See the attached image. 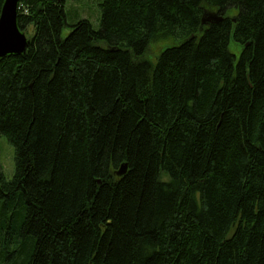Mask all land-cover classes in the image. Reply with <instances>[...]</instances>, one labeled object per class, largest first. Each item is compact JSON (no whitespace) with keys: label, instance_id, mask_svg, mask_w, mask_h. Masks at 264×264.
<instances>
[{"label":"trees","instance_id":"1","mask_svg":"<svg viewBox=\"0 0 264 264\" xmlns=\"http://www.w3.org/2000/svg\"><path fill=\"white\" fill-rule=\"evenodd\" d=\"M65 2L20 0L0 58V264H264V0H103L63 37Z\"/></svg>","mask_w":264,"mask_h":264},{"label":"rangeland","instance_id":"2","mask_svg":"<svg viewBox=\"0 0 264 264\" xmlns=\"http://www.w3.org/2000/svg\"><path fill=\"white\" fill-rule=\"evenodd\" d=\"M102 1L103 0H66L64 6L67 19L62 30V36L66 37L69 34L71 24L84 18L89 19L93 23L95 29H99L101 24L100 3ZM25 32L27 36L30 37L34 32V26H29ZM166 43L167 41H159L150 46L148 54L152 61H155V56ZM231 49L232 51H236L233 41L231 43ZM15 164V147L7 136L0 133V170L8 179L12 178L15 173Z\"/></svg>","mask_w":264,"mask_h":264},{"label":"water","instance_id":"3","mask_svg":"<svg viewBox=\"0 0 264 264\" xmlns=\"http://www.w3.org/2000/svg\"><path fill=\"white\" fill-rule=\"evenodd\" d=\"M20 0H4L0 13V58L8 54L25 53L28 47V36L18 25V12ZM222 17L208 13L203 18L207 20H220ZM128 169L126 162L122 163L118 175H123Z\"/></svg>","mask_w":264,"mask_h":264}]
</instances>
